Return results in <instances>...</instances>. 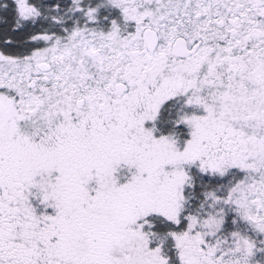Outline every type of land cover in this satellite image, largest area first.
<instances>
[{
    "label": "snow or ice",
    "instance_id": "6c2138e0",
    "mask_svg": "<svg viewBox=\"0 0 264 264\" xmlns=\"http://www.w3.org/2000/svg\"><path fill=\"white\" fill-rule=\"evenodd\" d=\"M0 264H264V0H0Z\"/></svg>",
    "mask_w": 264,
    "mask_h": 264
}]
</instances>
